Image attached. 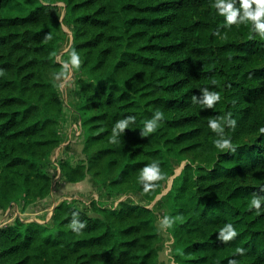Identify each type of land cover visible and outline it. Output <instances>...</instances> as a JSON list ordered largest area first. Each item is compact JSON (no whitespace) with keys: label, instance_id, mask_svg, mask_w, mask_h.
Returning <instances> with one entry per match:
<instances>
[{"label":"trees","instance_id":"trees-1","mask_svg":"<svg viewBox=\"0 0 264 264\" xmlns=\"http://www.w3.org/2000/svg\"><path fill=\"white\" fill-rule=\"evenodd\" d=\"M233 6L243 14L242 0ZM63 22L82 58L76 91L89 115L86 160L54 164L65 121L57 85ZM204 87L221 93L213 107L194 100ZM157 108L164 122L142 135ZM228 112L237 120L225 129L234 150L218 148L208 126ZM127 115L136 120L113 141L115 122ZM186 154L157 201L163 218L176 217L166 227L175 262L264 264V211L251 204L264 195V35L254 21L229 23L217 0H0L1 210L50 195L56 165L65 182L89 173L110 194L130 190L149 203ZM153 160L163 175L145 190L141 174ZM77 211L86 221L79 231L71 226ZM157 219L142 202L86 206L66 198L47 221L17 214L0 224V264H158ZM229 222L237 235L224 241L220 229Z\"/></svg>","mask_w":264,"mask_h":264},{"label":"rangeland","instance_id":"rangeland-1","mask_svg":"<svg viewBox=\"0 0 264 264\" xmlns=\"http://www.w3.org/2000/svg\"><path fill=\"white\" fill-rule=\"evenodd\" d=\"M20 1L27 3L30 0ZM56 4L59 6L57 8V12L62 18L64 12V9L62 8L63 3L56 2ZM61 31L65 40L57 53V59L63 64V73L57 77V85L63 100V115L65 117V121L63 129L61 130V134L63 135L62 142L56 147L55 152L51 155V161L54 164H57L58 159L61 158H70L74 162L80 158L86 160L83 147L85 144L87 129L86 126L83 125V119L89 115L83 106L79 107V91H76L79 89L76 80L79 77V65L82 62V58L80 54L71 48L73 35L70 26L63 22L61 24ZM73 53H77L79 55L80 63L77 64L73 62ZM65 145H69V147H65ZM186 157L187 158L182 161L174 160L171 173L166 180L165 187L162 192L149 203H146L139 194L130 190L120 191L117 193L113 191L110 194L106 187H98L94 183L92 175L89 173L85 176V178H83V180L77 182H65L58 177V165H56V168L51 166L50 172L55 176L52 181L50 195L38 198L27 204L24 208L22 206V202L19 205L14 203L13 205L16 206H9L5 211L2 210V213L0 212L1 215L3 214V217L0 218V224L5 225L7 222L13 220L14 216L17 214L26 220H38L41 222L47 221L50 219L55 205L66 198L78 199L80 200L81 205L86 206H92L93 200H99L101 203L107 204V206L111 207L117 205L121 200H128L135 203L142 202L147 204V206L154 208L158 215L156 224L158 231L162 235V246L157 257L158 264H177L173 257L175 249L174 238L162 224L163 210L157 201L161 195L170 188L174 176L182 171L184 165L190 159V154H186ZM43 164L48 166V159H44ZM94 213L96 212L94 211Z\"/></svg>","mask_w":264,"mask_h":264},{"label":"clouds","instance_id":"clouds-1","mask_svg":"<svg viewBox=\"0 0 264 264\" xmlns=\"http://www.w3.org/2000/svg\"><path fill=\"white\" fill-rule=\"evenodd\" d=\"M234 3L235 0H217V6L219 7L220 12L227 15V21L229 23L235 22L237 21L238 16L241 21L252 20L255 22L256 30L259 31L261 35H264V20L261 19V17H264V0H242V15H240V8H235L233 6ZM253 3L256 5L255 8L252 7ZM72 60L74 63H80L79 55L73 53ZM220 99L221 93L219 91L207 87L201 89V94L198 97L194 95V100H198L200 103L205 104L208 107H213ZM164 119V111L159 108L155 109L151 117L145 119L141 134L146 135L155 132L164 122ZM135 120L136 117L134 115H127L118 119L112 128V140L116 141L119 135L123 133L126 128H130V125ZM236 125L237 120L233 117L231 112L217 118L209 119L208 126L218 134L217 138L214 140V143L218 148L233 149L232 138L227 134L225 129L227 127L235 128ZM162 175L161 166L158 161L153 160L151 163L145 165L141 174L145 190L155 186L154 184L149 183V181L160 179L162 178ZM262 203H264V195L254 196L251 200L252 206L258 211H264V209H261ZM72 216L71 226L76 231H79L85 226L86 221L79 219L80 213L78 211L73 212ZM175 220V216L166 215L162 220V224L165 227H171ZM236 235L237 228L234 227L231 222L226 223L224 227L220 229L219 233L220 238L224 241L230 240ZM236 251L244 253L246 250L244 248H238ZM229 264H237V261L235 259H230Z\"/></svg>","mask_w":264,"mask_h":264},{"label":"crops","instance_id":"crops-1","mask_svg":"<svg viewBox=\"0 0 264 264\" xmlns=\"http://www.w3.org/2000/svg\"><path fill=\"white\" fill-rule=\"evenodd\" d=\"M53 195H54V194H53ZM51 198H52V197H51ZM53 198H54V196H53ZM14 206H16V205H13V207H14ZM1 211H2V210L0 209V212H1ZM1 213H2V212H1ZM2 217H3V214H2V215L0 214V218H2Z\"/></svg>","mask_w":264,"mask_h":264}]
</instances>
